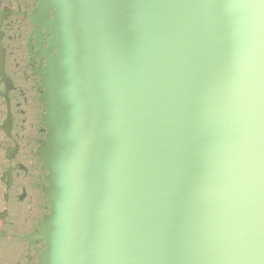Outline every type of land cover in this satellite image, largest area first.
<instances>
[{"label": "water", "instance_id": "obj_1", "mask_svg": "<svg viewBox=\"0 0 264 264\" xmlns=\"http://www.w3.org/2000/svg\"><path fill=\"white\" fill-rule=\"evenodd\" d=\"M39 2L40 264H264L261 0Z\"/></svg>", "mask_w": 264, "mask_h": 264}, {"label": "flooded vegetation", "instance_id": "obj_2", "mask_svg": "<svg viewBox=\"0 0 264 264\" xmlns=\"http://www.w3.org/2000/svg\"><path fill=\"white\" fill-rule=\"evenodd\" d=\"M0 264H40L49 212L38 149L48 126L43 82L50 19L39 0H0Z\"/></svg>", "mask_w": 264, "mask_h": 264}, {"label": "snow or ice", "instance_id": "obj_3", "mask_svg": "<svg viewBox=\"0 0 264 264\" xmlns=\"http://www.w3.org/2000/svg\"><path fill=\"white\" fill-rule=\"evenodd\" d=\"M261 4H264V0H261ZM226 7L233 9H248L254 7V5L243 3L241 0H231V2L226 5Z\"/></svg>", "mask_w": 264, "mask_h": 264}, {"label": "rangeland", "instance_id": "obj_4", "mask_svg": "<svg viewBox=\"0 0 264 264\" xmlns=\"http://www.w3.org/2000/svg\"><path fill=\"white\" fill-rule=\"evenodd\" d=\"M1 10V9H0ZM0 84H1V82H0Z\"/></svg>", "mask_w": 264, "mask_h": 264}]
</instances>
